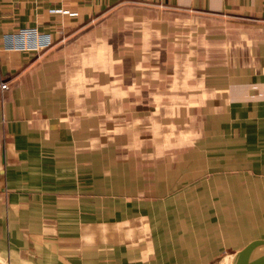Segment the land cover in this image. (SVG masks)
<instances>
[{
    "label": "crops",
    "instance_id": "1",
    "mask_svg": "<svg viewBox=\"0 0 264 264\" xmlns=\"http://www.w3.org/2000/svg\"><path fill=\"white\" fill-rule=\"evenodd\" d=\"M36 29L43 51L4 37ZM0 261L231 264L264 240V0H0Z\"/></svg>",
    "mask_w": 264,
    "mask_h": 264
},
{
    "label": "built area",
    "instance_id": "2",
    "mask_svg": "<svg viewBox=\"0 0 264 264\" xmlns=\"http://www.w3.org/2000/svg\"><path fill=\"white\" fill-rule=\"evenodd\" d=\"M7 47L15 51H43L51 45L49 36L39 33L36 29H21L7 33L4 37ZM5 83L0 89H6Z\"/></svg>",
    "mask_w": 264,
    "mask_h": 264
},
{
    "label": "water",
    "instance_id": "3",
    "mask_svg": "<svg viewBox=\"0 0 264 264\" xmlns=\"http://www.w3.org/2000/svg\"><path fill=\"white\" fill-rule=\"evenodd\" d=\"M232 264H264V240H254L248 243L237 253Z\"/></svg>",
    "mask_w": 264,
    "mask_h": 264
},
{
    "label": "rangeland",
    "instance_id": "4",
    "mask_svg": "<svg viewBox=\"0 0 264 264\" xmlns=\"http://www.w3.org/2000/svg\"><path fill=\"white\" fill-rule=\"evenodd\" d=\"M242 249H243V248H242ZM242 249H241V250H242ZM241 250H239L238 252H240ZM238 252H236L235 254H234L233 252L229 253L230 255H232V257H230V259L234 261ZM0 262H1V264H6V263L3 262V261H0Z\"/></svg>",
    "mask_w": 264,
    "mask_h": 264
},
{
    "label": "bare ground",
    "instance_id": "5",
    "mask_svg": "<svg viewBox=\"0 0 264 264\" xmlns=\"http://www.w3.org/2000/svg\"><path fill=\"white\" fill-rule=\"evenodd\" d=\"M233 263V260H231V264Z\"/></svg>",
    "mask_w": 264,
    "mask_h": 264
}]
</instances>
